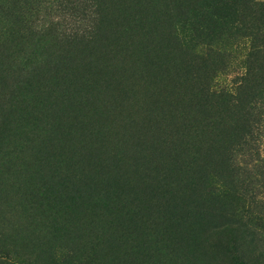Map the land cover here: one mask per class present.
Listing matches in <instances>:
<instances>
[{
  "label": "rangeland",
  "instance_id": "374dc122",
  "mask_svg": "<svg viewBox=\"0 0 264 264\" xmlns=\"http://www.w3.org/2000/svg\"><path fill=\"white\" fill-rule=\"evenodd\" d=\"M262 257L264 0H0V264Z\"/></svg>",
  "mask_w": 264,
  "mask_h": 264
},
{
  "label": "trees",
  "instance_id": "16d2710c",
  "mask_svg": "<svg viewBox=\"0 0 264 264\" xmlns=\"http://www.w3.org/2000/svg\"><path fill=\"white\" fill-rule=\"evenodd\" d=\"M17 12V11H16ZM19 13V12H18ZM24 16V19L27 18V16L29 17V15L27 14V16L25 14H23ZM20 17H14V18H11L10 21L7 22V24L9 25V27H11L12 31L14 32V35H17V36H24L25 35V31L23 28V26H26L27 24H23L21 22V19H19ZM23 20V19H22ZM33 27V25H28V27L26 28H31ZM23 28V29H21ZM40 28V27H39ZM40 30V29H39ZM28 31V30H27ZM13 32H9L8 34L9 35H12ZM31 32H38L37 28L36 27H33ZM32 35H35V34H32ZM39 173H41L39 171ZM33 177V176H32ZM34 178V177H33ZM46 180V179H45ZM39 181H42L41 183H44V176L43 174L40 176L39 178ZM51 181V180H50ZM38 186H40V183H37ZM106 186V185H105ZM257 220V218H254ZM248 227V223L247 222H238V221H234L232 223H227L223 226H220L216 229H218V231L220 230H224L225 234H228L229 236L228 237V242L227 244L229 245H234V243H240L241 240H242V237L244 236V233H247L246 232V228ZM246 235V234H245ZM227 245V246H228ZM232 246H228L226 247L227 249L231 248ZM259 264H264V257L260 258L259 259Z\"/></svg>",
  "mask_w": 264,
  "mask_h": 264
},
{
  "label": "bare ground",
  "instance_id": "6f19581e",
  "mask_svg": "<svg viewBox=\"0 0 264 264\" xmlns=\"http://www.w3.org/2000/svg\"><path fill=\"white\" fill-rule=\"evenodd\" d=\"M113 74H114V73H113ZM111 75H112V74H111ZM113 77H114V76H113ZM115 86H117V87H118V86H120V85H115ZM113 90H114V89H113Z\"/></svg>",
  "mask_w": 264,
  "mask_h": 264
}]
</instances>
